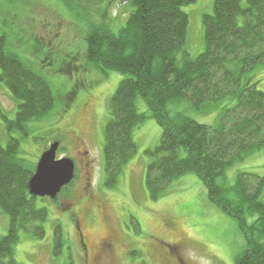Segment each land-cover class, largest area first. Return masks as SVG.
I'll list each match as a JSON object with an SVG mask.
<instances>
[{
    "label": "rangeland",
    "instance_id": "rangeland-1",
    "mask_svg": "<svg viewBox=\"0 0 264 264\" xmlns=\"http://www.w3.org/2000/svg\"><path fill=\"white\" fill-rule=\"evenodd\" d=\"M214 2L196 0L183 7L189 16L185 49L192 57L205 49L203 18L213 13ZM131 10L123 0H0V36L6 39L7 51L42 76L54 96L45 116L27 122L23 129L9 130L19 100L0 79V147H6L11 136L19 139L18 157L35 171L42 153L58 141L57 158L69 157L76 164L74 180L57 199L33 201L35 207L47 210L45 233L39 238L21 231L14 248L19 264H235L245 252L246 238L238 220L210 201L197 175L182 176L161 196L152 197L146 185L152 157L146 151L157 147L162 135L153 118L134 129L136 154L114 187L105 184V130L111 99L124 75L93 65L87 36L99 25L119 33ZM249 77L264 92V64ZM136 104L139 113L149 112L143 98L138 97ZM235 104L229 96L198 109L182 100L173 103L170 112L216 127L221 112ZM241 172L264 175V147L228 168L219 183L232 187ZM247 218L251 223L256 217ZM77 221L89 248L87 257ZM9 225V216L0 207V237ZM57 229L61 241L55 253ZM109 234L118 241L111 252L99 254L98 246Z\"/></svg>",
    "mask_w": 264,
    "mask_h": 264
},
{
    "label": "trees",
    "instance_id": "trees-1",
    "mask_svg": "<svg viewBox=\"0 0 264 264\" xmlns=\"http://www.w3.org/2000/svg\"><path fill=\"white\" fill-rule=\"evenodd\" d=\"M123 1L132 10L119 33L99 25L87 36L93 65L124 75L111 99L105 130L106 186L114 187L136 154V126L153 118L162 135L159 145L146 151L152 157L146 172L152 197L161 196L182 176L197 175L210 201L236 218L244 233L246 249L235 264H264V175L241 172L234 186L219 183L228 168L264 147V92L249 77L264 64V0H246L245 5L243 0H215L213 13L203 18L205 49L196 57L185 49L189 16L183 10L196 0ZM0 67L1 81L19 100L9 130L23 129L52 109L48 82L7 51L2 35ZM229 96L236 104L221 112L216 127L170 112V106L182 100L200 109ZM138 97L146 102L148 113L138 112ZM19 147V139L12 136L6 147H0V207L10 224L0 237V264H19L14 248L21 231L39 238L45 233L47 210L33 203L36 197L29 193V181L34 170L18 157ZM249 214L256 217L251 223ZM56 233L55 253L61 241L58 229Z\"/></svg>",
    "mask_w": 264,
    "mask_h": 264
},
{
    "label": "water",
    "instance_id": "water-1",
    "mask_svg": "<svg viewBox=\"0 0 264 264\" xmlns=\"http://www.w3.org/2000/svg\"><path fill=\"white\" fill-rule=\"evenodd\" d=\"M60 146L53 142L46 149L37 164L36 171L29 181V193L35 197L55 199L62 189L75 177V162L69 157L57 158Z\"/></svg>",
    "mask_w": 264,
    "mask_h": 264
},
{
    "label": "flooded vegetation",
    "instance_id": "flooded-vegetation-1",
    "mask_svg": "<svg viewBox=\"0 0 264 264\" xmlns=\"http://www.w3.org/2000/svg\"><path fill=\"white\" fill-rule=\"evenodd\" d=\"M87 104H89V103H87V102H85L83 105H84V108H86L85 107V105L86 106H88ZM80 108V107H79ZM84 159H86V158H83L82 160L83 161H85ZM89 174V173H88ZM77 229L79 230V232H80V240H81V242H82V244H83V250H84V257H87L88 256V250H89V248H88V245L86 244V241L84 240V234H83V232H82V230H81V225H80V222L78 221L77 222ZM116 241H118V238L116 237V236H114L113 234H109V235H107L106 237H104L103 239H102V241L100 242V244H99V246H98V248H99V251H98V253L99 252H101V253H105V254H107V253H109V252H111L110 250H111V248L114 246V243L116 242ZM100 254V253H99Z\"/></svg>",
    "mask_w": 264,
    "mask_h": 264
}]
</instances>
